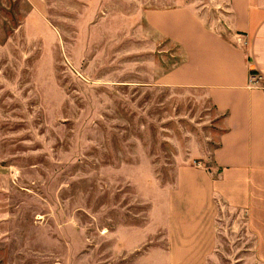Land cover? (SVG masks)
<instances>
[{"label":"rangeland","instance_id":"1","mask_svg":"<svg viewBox=\"0 0 264 264\" xmlns=\"http://www.w3.org/2000/svg\"><path fill=\"white\" fill-rule=\"evenodd\" d=\"M44 2L0 0V264H264L261 206L181 177L217 175L222 113L152 84L184 52L145 11L222 28L225 0Z\"/></svg>","mask_w":264,"mask_h":264},{"label":"crops","instance_id":"2","mask_svg":"<svg viewBox=\"0 0 264 264\" xmlns=\"http://www.w3.org/2000/svg\"><path fill=\"white\" fill-rule=\"evenodd\" d=\"M27 1L34 13L45 6L44 0ZM225 3L222 28L206 26L189 6L145 11L148 25L184 52L152 84L200 89L222 113L212 149L217 175L201 167L181 171V177L192 175V188L202 194L200 207L214 195L239 212L253 203L264 211V0ZM250 71L257 76L252 86Z\"/></svg>","mask_w":264,"mask_h":264},{"label":"built area","instance_id":"3","mask_svg":"<svg viewBox=\"0 0 264 264\" xmlns=\"http://www.w3.org/2000/svg\"><path fill=\"white\" fill-rule=\"evenodd\" d=\"M257 82V76L256 74L249 72L248 74V84L250 86L254 85Z\"/></svg>","mask_w":264,"mask_h":264},{"label":"trees","instance_id":"4","mask_svg":"<svg viewBox=\"0 0 264 264\" xmlns=\"http://www.w3.org/2000/svg\"><path fill=\"white\" fill-rule=\"evenodd\" d=\"M250 72H252V71H250ZM253 73V72H252Z\"/></svg>","mask_w":264,"mask_h":264}]
</instances>
